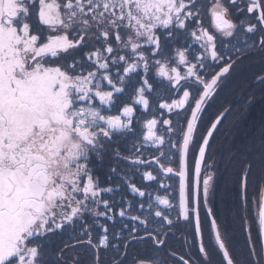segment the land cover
Wrapping results in <instances>:
<instances>
[{"label":"snow or ice","instance_id":"obj_1","mask_svg":"<svg viewBox=\"0 0 264 264\" xmlns=\"http://www.w3.org/2000/svg\"><path fill=\"white\" fill-rule=\"evenodd\" d=\"M252 62L264 0H0V264H264V130L227 158L241 260L208 113Z\"/></svg>","mask_w":264,"mask_h":264},{"label":"flooded vegetation","instance_id":"obj_2","mask_svg":"<svg viewBox=\"0 0 264 264\" xmlns=\"http://www.w3.org/2000/svg\"><path fill=\"white\" fill-rule=\"evenodd\" d=\"M259 70V63L252 62L250 64L242 66L234 76L228 81L227 86L221 91L219 96L215 99L214 103L209 106L208 113L213 114L217 110L225 107H230L232 109L231 115L227 117V120L224 122L223 127L219 130L216 136V146L213 149L217 161H219L220 167V177L225 178L223 173L228 172V160L224 157L225 150L228 146H234L232 152L240 151L238 143L245 142L247 137H250V131H256V125L253 126V120H260L262 117L258 116L256 111L258 108L264 110V86L256 84L254 82V73ZM250 101V102H249ZM253 132V133H254ZM228 158V157H227ZM113 163L111 158L105 157L103 161H96L95 168L97 174L101 177L102 181H107L109 166ZM123 166V165H121ZM115 179V178H114ZM230 189V188H229ZM229 189H225L222 192L221 188V179L218 184L219 193L222 192L220 196L221 199L218 201V207L220 204L225 208L227 205L232 206V201L234 203V194H230L232 197L228 196L226 193ZM219 209V208H218ZM229 223L226 224L229 236L226 239L229 240L230 246L236 251L238 257L242 260L246 255L244 250V236L240 229V224L238 221H235L233 215L231 218H227ZM230 225V230L229 226ZM119 228L120 225L115 226ZM235 227L237 229H235ZM61 241L60 237H54L52 242L55 243L52 248H56L59 242ZM206 242L207 238H206ZM177 250H180L181 245L176 241L171 242ZM234 245V246H233ZM210 246V245H209ZM137 248L142 254L149 256H162L167 259L164 253L156 254L152 251L151 245H137ZM90 255V254H89ZM89 255H85L84 259L89 260ZM107 256L112 255V253H107ZM213 259H217L214 255ZM168 264H173L171 260H168Z\"/></svg>","mask_w":264,"mask_h":264},{"label":"trees","instance_id":"obj_3","mask_svg":"<svg viewBox=\"0 0 264 264\" xmlns=\"http://www.w3.org/2000/svg\"><path fill=\"white\" fill-rule=\"evenodd\" d=\"M256 113H257V115L258 116H261L262 118L260 119V120H253L254 122H253V126H255L257 129H256V131L254 132L253 130L254 129H252L251 131H250V137L248 138H246L247 140L245 141V142H239L238 143V146H239V148H241V150L244 148V146L250 141V139H252V138H254V137H258L259 136V133L261 132V130H264V110L262 109V108H258L257 109V111H256ZM254 132V133H253ZM234 148V146H232V147H227L226 149H224L226 152H225V155H224V157L227 159V157L229 156V154L230 153H232V151L231 150H234L233 149ZM222 174H223V176H225V178H221V188H222V192H224V190L225 189H229L230 187H231V185L229 184V180H228V178H229V176H230V173H229V175H228V172H226V173H223V172H221ZM222 192L220 193V196L222 195ZM229 193L230 194H233L232 192H230V191H228L226 194L228 195V196H230V198L232 197L231 195H229ZM234 201H235V198H234ZM233 205H234V203H233V201H232V206H231V204L230 205H227L225 208L222 206V204H220L219 205V210L221 211V214H222V216H227V218H231V215H232V213H230V212H225V209H229V208H232L233 207ZM225 223L226 224H228L229 223V220H227L226 219V221H225ZM229 227V230H230V225L228 226ZM235 229H237L236 227H235ZM61 242V241H60ZM59 242V243H60ZM55 245V243H53L52 242V244H51V247L52 246H54ZM234 246V245H233ZM53 249H55V248H53Z\"/></svg>","mask_w":264,"mask_h":264}]
</instances>
